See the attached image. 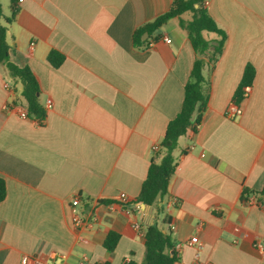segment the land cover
I'll use <instances>...</instances> for the list:
<instances>
[{"label":"crops","instance_id":"0c3cea01","mask_svg":"<svg viewBox=\"0 0 264 264\" xmlns=\"http://www.w3.org/2000/svg\"><path fill=\"white\" fill-rule=\"evenodd\" d=\"M172 2L0 0L11 61L37 76L46 110L42 124L22 118L14 105L21 86L0 66L7 189L0 264H21L25 255H55L53 264H141L144 232L153 224L172 236L179 264H264V201H242L245 188L264 187V0H205L227 38L215 63L204 57L209 101L202 122L179 138L175 174L156 206H129L127 213L119 201L120 193L131 203L139 196L152 147L181 110L197 57L177 18L145 32L144 44L134 42L135 31ZM51 50L65 57L59 67L48 61ZM248 64L256 69L252 91L238 102L243 114L228 118ZM76 197L85 217L98 216L92 229L73 225ZM111 231L120 235L113 252L104 247ZM191 239L198 244L187 245Z\"/></svg>","mask_w":264,"mask_h":264},{"label":"trees","instance_id":"16d2710c","mask_svg":"<svg viewBox=\"0 0 264 264\" xmlns=\"http://www.w3.org/2000/svg\"><path fill=\"white\" fill-rule=\"evenodd\" d=\"M3 10L0 3V66H4L11 78L21 86V91L14 101V105L25 110L29 117L42 124L46 117V110L40 103L41 87L39 79L27 66H19L11 61L10 45L7 41V26L2 23ZM177 18L180 27L187 34L188 39L197 55L193 64L190 77L184 86V99L180 112L172 119L166 128L165 135L155 151L136 203L149 207L168 194L169 183L177 168L175 151L181 136L196 133L202 122L203 115L209 101V85L204 75L205 60L215 63L221 55L226 32L221 29L205 6V0H173L171 8L153 21L147 23L134 33V42L144 44L142 35L145 32L152 34L164 26L170 19ZM10 21V20H8ZM215 33L219 36L214 42L205 37V33ZM64 55L57 50H51L48 61L53 67H59L64 60ZM256 75V69L248 64L235 93L234 100L238 103L243 99V88L251 85ZM17 90V88H15ZM7 193L6 182L0 176V203ZM254 194L258 204H263L264 187L261 191L243 190L242 201ZM157 213L162 207L157 206ZM120 239L114 231L108 233L104 247L113 252ZM145 254L141 264H177L180 259L176 251V243L170 234L163 232L157 224L148 226L144 232ZM128 264H134L129 261Z\"/></svg>","mask_w":264,"mask_h":264},{"label":"built area","instance_id":"2783aa9c","mask_svg":"<svg viewBox=\"0 0 264 264\" xmlns=\"http://www.w3.org/2000/svg\"><path fill=\"white\" fill-rule=\"evenodd\" d=\"M23 1L24 0H17L18 3H22ZM165 41L167 43L171 42L170 39H165ZM6 87L8 88V85H6ZM251 91H252L251 85L244 86L243 94H242L243 98L248 97L249 94L251 93ZM47 107L48 108L51 107V101L50 100L47 102ZM19 113H20V116L22 118H30L28 113L25 110L20 109ZM242 114H243V109L239 105V103H237L235 100L232 101L228 105V108L226 111V116L228 118L233 119L236 116H240ZM158 149H159L158 145H154L152 147L153 151H157ZM119 201L127 213L131 212L129 206H131L134 209H140L141 208L140 203H136V202L131 203L129 196L126 193H120ZM176 202L177 201L175 199L172 200L173 204H175ZM245 203H247L248 205H257L258 204L257 197L254 194H251ZM71 210H72V222H73V225L75 227H85L87 229H92L99 222V218L95 214H93L90 218L85 217L84 210L81 207V201L78 197L73 199V201L71 203ZM136 227L139 228L138 225H136ZM196 244H198V243H197V241H195V239H191L187 243V245H189V246H194ZM258 246L260 247L261 250H264V247L261 244H259ZM54 257H55V255L51 256L50 258H44L41 256H35V255H33V256L32 255H25L21 259V264H53L51 261V258H54ZM128 263H129V260H125L123 262V264H128ZM77 264H90V262L88 260H82ZM177 264H179V263H177Z\"/></svg>","mask_w":264,"mask_h":264}]
</instances>
